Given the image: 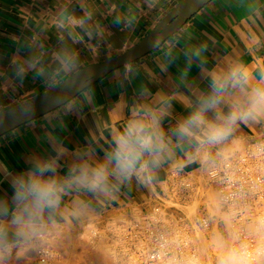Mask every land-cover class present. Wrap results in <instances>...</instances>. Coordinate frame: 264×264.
<instances>
[{"label":"crops","instance_id":"0c3cea01","mask_svg":"<svg viewBox=\"0 0 264 264\" xmlns=\"http://www.w3.org/2000/svg\"><path fill=\"white\" fill-rule=\"evenodd\" d=\"M181 0H0V109L11 108L50 89L30 72L21 81L14 75L18 61L30 54L42 66L54 67L62 48L75 50L79 69L104 62L127 50L148 35ZM175 63L166 66L164 48L155 49L94 82L60 107L0 136V193L11 195L10 176L26 167L33 157L53 155L54 147L65 151L62 164H70L77 153L94 150L103 157L111 141L124 127L130 108L143 102L137 96L141 85L153 94L171 98V114L165 129L174 127L190 110L191 101L207 81L195 64L186 82V49L205 45L208 73L242 63L254 73L264 71V0H211L172 36ZM68 76L67 78H69ZM66 78V79H67ZM264 140V120L241 124L233 141L244 144ZM233 142H230L231 145ZM187 148V146H186ZM188 152L177 150L174 160L163 165L149 183L133 179L110 198L86 196L89 207L78 216L61 221V226L103 225L119 214H131L135 206L149 209L169 196V178L180 172L199 176L208 167L199 162L178 165ZM76 194L65 198L71 207Z\"/></svg>","mask_w":264,"mask_h":264},{"label":"clouds","instance_id":"9594fccd","mask_svg":"<svg viewBox=\"0 0 264 264\" xmlns=\"http://www.w3.org/2000/svg\"><path fill=\"white\" fill-rule=\"evenodd\" d=\"M175 42V37L168 44L160 37L152 42L153 49L164 48L165 70L176 61L171 47ZM206 52L205 45L184 52L186 68L181 81H187L195 64L207 84L174 127H164L172 109L170 96L149 102L153 94L141 85L137 96L143 102L130 108L124 127L113 137L102 158H94V150L85 151L64 165L61 161L66 152L54 147L53 155L29 158L23 170L9 177L11 195L0 193V264H10L15 254L45 243L60 228L61 221L86 211L89 203L84 197L110 198L133 179L151 182L163 165L175 159L177 150L188 152L186 160L178 165L181 168L195 162L213 166L224 158L227 145L234 142L241 124L264 120V71L254 74L244 64L233 63L226 69L208 73ZM78 69L77 53L65 47L56 53L54 67L42 66L40 57L30 54L15 64L14 75L22 81L31 72L34 78H42L48 87L55 89L68 76L79 80L82 73ZM133 71V65L126 63L125 75L130 77ZM257 150L264 152V144L258 145ZM73 194L77 198L71 207H66L65 198ZM258 233L261 239L255 244H228L219 237L221 251L215 264H264V220L258 225ZM232 239L239 240V236L233 234Z\"/></svg>","mask_w":264,"mask_h":264},{"label":"built area","instance_id":"2783aa9c","mask_svg":"<svg viewBox=\"0 0 264 264\" xmlns=\"http://www.w3.org/2000/svg\"><path fill=\"white\" fill-rule=\"evenodd\" d=\"M264 140L245 144L242 150L228 151L223 159L208 168V179L215 186L219 204L230 216L231 227L239 240L255 244L261 236L258 225L264 220V152L257 146ZM194 184L189 176L175 172L169 178V190L184 202ZM132 213V212H131ZM198 223L209 228L210 220L200 212ZM99 227L93 231L97 235ZM194 226L189 218L172 206L154 205L139 215L113 218L107 236L115 257L125 264H173L198 260L193 243ZM58 258L55 235L36 249L38 264H54Z\"/></svg>","mask_w":264,"mask_h":264},{"label":"rangeland","instance_id":"374dc122","mask_svg":"<svg viewBox=\"0 0 264 264\" xmlns=\"http://www.w3.org/2000/svg\"><path fill=\"white\" fill-rule=\"evenodd\" d=\"M244 146V143L234 141L227 147L226 152L242 150ZM208 168L197 177L188 175L194 184V188L184 202H180L179 198L170 190L169 196L163 198L166 206H172L174 211L185 214L193 224L192 239L200 264H215L216 257L221 251L219 237H223L228 244H234L232 239L234 232L231 227L230 216L219 204L215 186L208 179ZM152 207L154 206L143 210L141 207L135 206L131 214L137 216L143 211H150ZM201 211H204L210 220L209 228H203L198 223ZM129 214L121 213L113 218L118 219ZM111 219L103 225L89 223L80 227L60 226L59 229L53 231L55 247L58 249V258L54 264H125L115 257L107 236V226L110 224ZM96 227H99L98 234L93 235ZM40 245L16 254L17 257L14 261L11 260L13 262H10V264H38L36 249Z\"/></svg>","mask_w":264,"mask_h":264},{"label":"water","instance_id":"95a60500","mask_svg":"<svg viewBox=\"0 0 264 264\" xmlns=\"http://www.w3.org/2000/svg\"><path fill=\"white\" fill-rule=\"evenodd\" d=\"M210 1L181 0L138 43L104 62L90 64L78 70L79 73H82L79 80L70 76L55 89L50 88L11 108L0 109V136L60 107L113 70L125 66L126 63H131L155 50L152 47L154 39L157 37L163 38L164 41L168 39ZM81 80L83 81L82 85L80 83Z\"/></svg>","mask_w":264,"mask_h":264},{"label":"bare ground","instance_id":"6f19581e","mask_svg":"<svg viewBox=\"0 0 264 264\" xmlns=\"http://www.w3.org/2000/svg\"><path fill=\"white\" fill-rule=\"evenodd\" d=\"M62 237H63V236H62ZM74 244H75V243H74ZM66 245H67V244H66ZM74 248H75V247H74ZM63 249H64V247H63ZM18 254H19V253H18ZM20 256H21V255H20ZM16 257H17V256H16V254H15V255L13 256L12 260L14 261V259H15ZM60 257H61V256H60ZM24 260H26V259H24ZM13 261H12V262H13ZM22 261H23V260H22ZM10 262H11V261H10ZM12 262H11V263H12ZM15 262H16V261H15ZM13 264H14V263H13ZM18 264H21V263H18Z\"/></svg>","mask_w":264,"mask_h":264}]
</instances>
